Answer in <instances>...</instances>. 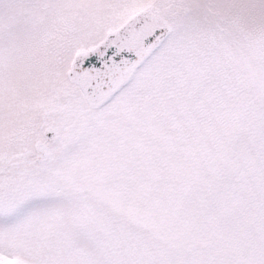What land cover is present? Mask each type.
<instances>
[{
  "label": "snow or ice",
  "instance_id": "snow-or-ice-1",
  "mask_svg": "<svg viewBox=\"0 0 264 264\" xmlns=\"http://www.w3.org/2000/svg\"><path fill=\"white\" fill-rule=\"evenodd\" d=\"M0 264H264V0H0Z\"/></svg>",
  "mask_w": 264,
  "mask_h": 264
}]
</instances>
